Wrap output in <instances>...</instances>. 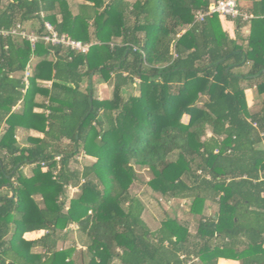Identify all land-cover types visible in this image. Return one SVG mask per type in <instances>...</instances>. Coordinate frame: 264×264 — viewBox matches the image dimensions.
Here are the masks:
<instances>
[{
  "label": "trees",
  "instance_id": "trees-1",
  "mask_svg": "<svg viewBox=\"0 0 264 264\" xmlns=\"http://www.w3.org/2000/svg\"><path fill=\"white\" fill-rule=\"evenodd\" d=\"M213 1L0 0V264H264V0L194 22ZM45 22L88 51L33 47ZM135 182L190 200L195 230L151 225Z\"/></svg>",
  "mask_w": 264,
  "mask_h": 264
},
{
  "label": "rangeland",
  "instance_id": "rangeland-1",
  "mask_svg": "<svg viewBox=\"0 0 264 264\" xmlns=\"http://www.w3.org/2000/svg\"><path fill=\"white\" fill-rule=\"evenodd\" d=\"M30 26L27 24V30H29ZM244 30L246 26H243ZM243 32V31H242ZM243 33H246L245 31ZM35 62L34 57L31 60V64ZM248 65V64H247ZM246 70V68H244ZM85 86V85H84ZM94 90H95V95L98 97H108L110 98L112 95V89L107 85L102 82V80L95 79L94 81ZM138 94L139 90L135 88V86H128L126 94ZM245 98L248 107L252 112L258 111L260 108V101H261V95L258 94L256 89L253 87L251 89L245 90ZM21 133V131H19ZM30 135L34 136H39L41 137L42 134L38 133L36 131H30ZM21 135H18V139L20 140ZM68 143V142H67ZM94 161V159L87 157L84 153L80 155H76L70 160V167L74 170L81 171L86 164L91 163ZM25 171L28 172V168L25 169ZM137 175L139 179L143 180V182H146L150 178V173L145 167H136ZM141 182H135L133 184V191H135L138 196L141 197L146 202V212L145 216L147 217V221L151 225H155L159 222V220L163 217L164 210H167V212L171 215H176L180 220H187L190 224V228L192 231L195 230L196 227V222H197V217L196 216H191L190 213L188 212L190 200H181V201H176L173 202L172 204L168 205L167 202L161 200V204H157L154 199L152 198L153 196L155 197V193L150 190L149 187H147L144 183ZM78 189L76 187H71L68 190V196L69 198L75 196L76 192ZM3 193H7L5 190ZM69 200V199H67ZM68 205V201H66V206ZM209 210L208 212L214 213L217 210V206L212 203L209 204ZM207 212V211H206ZM75 225H70L68 230L75 228ZM71 240H68L67 242H59L58 246L59 247H64L65 245H70ZM79 248V247H77ZM83 249V248H82ZM225 260H221L220 264L224 263Z\"/></svg>",
  "mask_w": 264,
  "mask_h": 264
},
{
  "label": "built area",
  "instance_id": "built-area-1",
  "mask_svg": "<svg viewBox=\"0 0 264 264\" xmlns=\"http://www.w3.org/2000/svg\"><path fill=\"white\" fill-rule=\"evenodd\" d=\"M212 13H217L221 16H228L233 19L241 18L242 21H249L251 18L254 17V15L252 14H248L246 12L240 11V9L237 6L236 0H215L209 5L208 10L195 11L194 22L202 21L205 15ZM44 26H45V32L42 34H35L33 32L30 33L21 32V35L29 39L33 47L35 46L36 42L42 40L46 43H51V44H63L81 53H86L88 51L89 44H83L80 41L72 40L70 38H67L65 35L59 36L57 32L54 30L53 26L48 22H45ZM10 32L16 33V29H11ZM1 33L7 34L8 31L0 30V34Z\"/></svg>",
  "mask_w": 264,
  "mask_h": 264
},
{
  "label": "crops",
  "instance_id": "crops-1",
  "mask_svg": "<svg viewBox=\"0 0 264 264\" xmlns=\"http://www.w3.org/2000/svg\"><path fill=\"white\" fill-rule=\"evenodd\" d=\"M228 29H230V30H232V22H229V21H227V22H225V24H224ZM242 31L244 32H248V28H247V26H246V28H245V30H244V28H242ZM232 33V32H231ZM222 264H232V263H229V262H227V261H224V263H222Z\"/></svg>",
  "mask_w": 264,
  "mask_h": 264
}]
</instances>
